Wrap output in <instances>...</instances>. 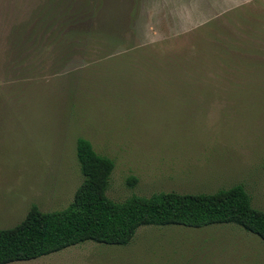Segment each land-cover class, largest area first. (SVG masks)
<instances>
[{
	"label": "rangeland",
	"instance_id": "rangeland-1",
	"mask_svg": "<svg viewBox=\"0 0 264 264\" xmlns=\"http://www.w3.org/2000/svg\"><path fill=\"white\" fill-rule=\"evenodd\" d=\"M105 1L131 24L125 41L56 64L16 62L10 27L34 3L0 0V228L33 204H69L78 137L113 159V200L243 184L264 209V0H180L188 12L176 0ZM8 264H264V241L234 224L148 225L124 246L86 241Z\"/></svg>",
	"mask_w": 264,
	"mask_h": 264
},
{
	"label": "trees",
	"instance_id": "trees-1",
	"mask_svg": "<svg viewBox=\"0 0 264 264\" xmlns=\"http://www.w3.org/2000/svg\"><path fill=\"white\" fill-rule=\"evenodd\" d=\"M32 3L29 16L10 27L8 46L16 62H33L31 55L38 53L52 55L57 64L97 46L105 54L122 44L123 32L131 28L111 16L105 0ZM75 154L82 181L72 200L53 211H42L33 204L19 223L0 228V264L33 260L86 241L124 246L137 228L148 225L201 228L234 224L264 241V209L253 206L243 184L211 193L161 191L116 201L106 194L113 159L98 153L84 137L76 139ZM129 182L134 184L136 178Z\"/></svg>",
	"mask_w": 264,
	"mask_h": 264
},
{
	"label": "crops",
	"instance_id": "crops-1",
	"mask_svg": "<svg viewBox=\"0 0 264 264\" xmlns=\"http://www.w3.org/2000/svg\"><path fill=\"white\" fill-rule=\"evenodd\" d=\"M168 1H169L170 4H171L172 1H175V0H168ZM176 1L178 2V6L181 7V8L177 7V8H178V9H177L178 12H181V11L188 12V11H187V7H186V5L184 6V4H182L180 0H176ZM170 7H171V6H170Z\"/></svg>",
	"mask_w": 264,
	"mask_h": 264
}]
</instances>
